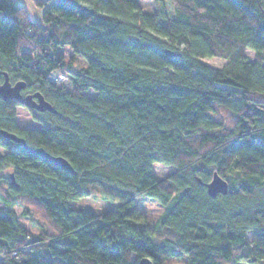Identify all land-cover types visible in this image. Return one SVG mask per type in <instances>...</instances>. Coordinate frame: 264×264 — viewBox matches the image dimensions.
I'll list each match as a JSON object with an SVG mask.
<instances>
[{
  "label": "clouds",
  "instance_id": "9594fccd",
  "mask_svg": "<svg viewBox=\"0 0 264 264\" xmlns=\"http://www.w3.org/2000/svg\"><path fill=\"white\" fill-rule=\"evenodd\" d=\"M0 264H264V0H0Z\"/></svg>",
  "mask_w": 264,
  "mask_h": 264
}]
</instances>
